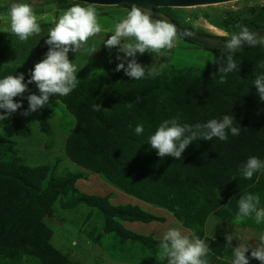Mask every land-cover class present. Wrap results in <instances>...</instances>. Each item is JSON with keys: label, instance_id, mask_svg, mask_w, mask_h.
<instances>
[{"label": "rangeland", "instance_id": "374dc122", "mask_svg": "<svg viewBox=\"0 0 264 264\" xmlns=\"http://www.w3.org/2000/svg\"><path fill=\"white\" fill-rule=\"evenodd\" d=\"M12 3L32 5L40 26L45 28V31L43 29L39 35L29 37L33 39L29 45L18 50L6 51L5 61L1 63L0 79L8 75L24 73L25 82H27L30 78V70L34 69L36 63L46 58V53L50 48V45L46 44L49 30L55 26V22L61 14L58 0H0V8L6 9L0 12L2 16L3 14L7 15ZM71 4V6L80 4L85 7L91 5L80 2ZM92 6L96 8L98 16L104 17V20L98 18L101 26L110 25L111 21L113 23L117 21V18L111 17L115 14L114 5ZM257 6H264V1L235 0L186 8H162L161 10L167 12L183 26L193 27L198 23L199 27H193L198 31L230 38L233 33L213 26L210 20H217L231 10H239L241 14H245L248 8ZM7 27H9L7 23L0 21V43L3 41L1 36L8 33L3 31ZM97 36L101 37V35ZM89 40H93V37ZM88 45L89 41L85 48ZM96 48L99 53L87 54V58L80 57L75 52V54H69V59L74 61L79 71L77 73L78 85L68 95L51 96L47 105L28 116L21 113L29 107L27 99L29 93L26 91L22 96H17L23 102L22 107L9 119L0 121V137L11 142V150H8V155L4 160L13 162L15 165L24 164L30 168L47 166L48 171L41 182V189L47 188L50 181L58 183L56 180H61L57 184L61 188L51 203V213L44 216L42 220L51 231L48 242L59 253V260L63 261V264H152L153 260L166 263V261L158 260L159 245L164 233L170 228H179L182 233L191 238L203 239L205 236H209L214 239L218 233H222V230L216 227L215 220L210 218L207 228L213 232H206V217L213 213L219 223L227 222L226 210L230 206L228 201L232 203V195L224 197L221 194L213 193L212 197L221 199V203L213 208L210 206L214 199H211L209 195H204L205 193L201 194L204 196H198L199 203L205 204L210 209L207 215H204L205 211H202V215L205 217L203 224L202 221L184 222L170 208L145 200L144 193L139 195L126 192L96 167L78 164L68 155L67 140L79 126L71 107L76 104L77 111L80 105L87 104L88 106L85 105L83 110L93 109L92 104L96 100L93 96H91L92 102L86 98V88L90 82L92 84V80H98L105 86V92L113 89L121 95L131 88L136 94H144L146 99L142 102L145 101V107H143L146 114L145 119H149L151 106L165 109L175 107L177 102L172 96L175 93L181 95L180 90L184 86L190 87L193 81L202 79L215 56L212 52L192 44L186 47L181 46V49L174 52L172 56L171 51L160 56L147 51L142 55L137 53L138 63L146 67H156L159 74L146 75L140 80H134L128 77L124 70L115 71L119 64L116 58H108L105 56L104 50L100 52V45H96ZM114 49L116 50L115 55L124 56V53H118L117 48ZM81 52L79 53L81 54ZM258 54L260 57H264V46L260 47ZM254 57L255 55L250 51L234 54L239 68L244 64H253ZM161 65H163L162 70H160ZM29 87H31L30 84L28 89ZM34 89L39 95L37 85ZM147 121L150 125V121ZM158 127L159 125L157 129ZM144 128L147 129L145 125ZM88 132H83L82 135L91 136ZM150 166L145 170L149 173L146 174L147 177H150L156 170L155 166ZM135 167L138 168V165L136 164ZM247 193L258 195L260 197L258 207H264V169L259 171L254 182L241 188L233 195L235 199H240ZM127 195L135 198L133 199L136 202L134 205L126 203ZM223 204L227 207H222ZM135 220L143 223L151 222L154 229L145 226L142 227V233L127 229L126 222ZM236 222L242 224L243 227H253L260 234L264 232V222L256 224L254 218L245 217L236 219ZM225 226V233L233 235V231H235L233 227L228 228L229 223H226ZM215 230L218 231L215 232ZM257 240L254 238L253 241L247 243L250 247L246 255L250 257L249 262L252 264H261V261L251 258V250L256 246ZM236 241L232 240L231 245L226 243L224 257L233 259V249L239 244ZM12 261L15 264H42L37 256L22 250L12 258Z\"/></svg>", "mask_w": 264, "mask_h": 264}, {"label": "trees", "instance_id": "16d2710c", "mask_svg": "<svg viewBox=\"0 0 264 264\" xmlns=\"http://www.w3.org/2000/svg\"><path fill=\"white\" fill-rule=\"evenodd\" d=\"M74 2L58 0V8L68 9ZM118 6L131 9L129 5ZM3 10L6 9L0 8V12ZM210 23L230 33H238L237 25H244L258 34L264 32V6L250 7L245 14L231 10ZM185 27L202 35L229 39ZM41 29L45 31L44 26ZM177 36L212 52L215 58L202 79L193 81L190 87L184 86L181 95L175 93L172 96L176 106L169 109L151 106L149 119H145L144 94H136L131 88L121 95L113 89L105 92L102 83L92 80L91 86L85 87V96L90 102L93 96L96 101L92 105L100 104L102 108L100 111H85L83 108L87 104H82L76 111V104L70 106L79 126L67 140L66 148L74 162L96 167L126 192L144 193L145 200L170 208L184 222L202 221L204 224L202 211L207 215L210 209L199 203V197L209 195L214 199L210 207H216L221 199L212 197L213 193L227 197L257 179L259 171L252 179H245L241 173V166L249 157L256 156L264 161V101L260 100L253 84L256 76L264 75V67H261L264 57L258 54L264 44L239 49L236 53L250 51L255 55L253 64H244L237 71L221 74L219 58L220 55L226 56L227 50L207 48ZM1 37L0 66L5 61L6 51L18 50L33 40L21 41L10 32ZM69 54L75 53L70 51ZM76 54L80 56L79 52ZM221 75L225 76L223 83L220 82ZM30 85L27 92L36 94L35 82ZM14 101L20 102L21 99L15 97ZM224 115L234 118V126L240 128L239 135L233 136L229 132L227 141L218 138L194 141L179 160L171 156L159 157L148 142L155 133L153 130H157L164 120L178 118L182 125L195 126L211 119L219 120ZM137 124L147 127L140 136L134 132ZM86 131L91 136L82 135ZM10 145L9 140L0 137V264H15L12 258L21 250L37 256L42 264H63L59 253L48 242L51 231L42 220L51 213V203L61 188L57 185L61 180H56L58 183L50 181L47 188L41 189L48 167L30 168L5 161ZM150 165L156 170L147 177L149 173L145 170Z\"/></svg>", "mask_w": 264, "mask_h": 264}, {"label": "clouds", "instance_id": "9594fccd", "mask_svg": "<svg viewBox=\"0 0 264 264\" xmlns=\"http://www.w3.org/2000/svg\"><path fill=\"white\" fill-rule=\"evenodd\" d=\"M149 9L142 8L133 3L126 16L117 22L110 38L103 43L108 49L117 48L116 59L121 61L115 71L124 70L125 74L134 80H140L147 76L159 74L154 67H146L137 62L136 55L147 52L160 56L170 52L177 42V26L166 18H153ZM42 19V18H40ZM0 21L7 23L9 27L3 31L10 32L19 37L21 41H27L33 35H39L42 31L38 16L32 5L28 3H12L7 15L0 16ZM193 27H199L194 24ZM238 33H233L226 39V56L219 58V73L227 74L239 70V65L234 59V54L245 45L255 47L258 43L264 44L259 35L249 30L247 26L237 25ZM102 32L98 13L94 6L87 7L75 4L65 10L55 22V26L49 30L46 44L50 45L46 58L36 63L30 70V78L25 82L24 73L8 75L0 79V121L9 119L13 113L22 107V101L16 102L14 98L22 96L28 85L35 82L39 95L32 93L27 99L29 107L21 114L31 115L49 103L51 96H66L78 85V68L74 61L69 59V52L78 53L81 50L89 55L98 49L93 45L85 48L92 37ZM131 58V59H128ZM127 61V66H125ZM264 67V63L261 64ZM163 65L160 66V70ZM220 82H225V76L221 75ZM259 98L264 101V75H258L253 81ZM100 104L93 105L95 111H100ZM131 127V126H130ZM137 136L144 133V126L137 124L134 128ZM229 132L236 136L240 128L234 126V118L224 115L221 119H211L204 124L197 123L195 126L180 124L178 118L164 120L149 137L151 148L157 150L161 158L171 156L179 160L188 146L197 140H213L218 138L227 141ZM264 169V161L256 156H251L241 166V173L245 179H252L254 174ZM235 179V178H233ZM260 197L247 193L238 201L237 219L254 218L256 224L264 222V207H258ZM239 237V236H238ZM234 236H226L227 243L231 245ZM240 241L242 237H239ZM249 245L240 243L233 249L231 264H249ZM160 256L158 260L166 261V264H209L207 259L210 247L205 240L182 233L179 228L167 230L159 245ZM251 258H255L264 264V234L258 237L256 246L251 250Z\"/></svg>", "mask_w": 264, "mask_h": 264}, {"label": "crops", "instance_id": "0c3cea01", "mask_svg": "<svg viewBox=\"0 0 264 264\" xmlns=\"http://www.w3.org/2000/svg\"><path fill=\"white\" fill-rule=\"evenodd\" d=\"M114 7L115 8H114L113 11L115 12V14L111 15V17H114V19L117 18V21H115V23H113L111 21L110 25L107 24L105 26H102V32L100 34H98V35H101V37H98V36L93 37V40H89V45H88V47L93 46V45L96 47V45H100L101 46L100 52L104 50L105 56H108V58L109 57H115L116 58L117 57V55H115L116 50L114 48L111 49V50L108 49L105 46V44L103 43V41L104 40L106 41L108 38H110V36L112 35V32L114 31L115 24L117 22H119L121 20V18L123 19L126 16L127 11H130V9L125 8V7H120V6H117V5L116 6L114 5ZM65 10H67V9H60V14L62 15ZM4 15L5 14H3V16ZM0 16H2L1 13H0ZM98 18L101 19V20L102 19L104 20V17H102V16H98ZM188 45H190L188 42L182 40L181 38H179L177 36L176 46L171 50V56H172V54L174 52L176 53V51H179V49H181V46L186 47ZM81 51H80L81 52L80 57L87 58L86 56H87L88 53H86L83 50H81ZM96 52L99 53V50H97ZM116 61L118 63L121 62V61H119L117 59H116ZM125 65H127V61H125ZM127 197H128V198H126L127 199L126 200L127 204L131 203L132 205H134L136 203L133 200L135 198H133V197H131L129 195H127ZM238 200H239L238 198L235 199V196L232 195V203H231V201H228V203L230 202V204H228L230 206L227 207L226 205H224L226 202L222 205V207H227L228 208V210H226L227 214H226V217H225L227 219V222L219 223V221L215 218L213 213L208 215V217H206V222H205L206 223V225H205L206 232H213V230L209 231L208 228H207L208 224H209V221H210V218L214 219L215 220V226L222 230L221 231L222 233H218L217 237H215L214 239L212 237H209V236H205V238H203V240H205V242L210 247V253H209L208 257H207V259L209 260V264H231V262H232V260L224 257V252H225V249L227 247V245H226V243H227L226 236L229 234V233H225L226 229H224V228H226V226H225L226 223H229V226H227L228 228L233 227V230H235V231H233V236H234L233 240L234 241L237 240L239 242V244L240 243H244V244L247 245V243H249V241H253L254 238L258 239V237L261 235L260 232L256 231L253 227H250V226L243 227L242 224L236 222V219H237L236 218V214L238 212ZM232 221H233V226H232ZM125 225H126L127 229H129V230L133 229L137 233H142V227H145V226L146 227L149 226L150 228L154 229L153 223H151V222H149V223H147V222L145 223L144 222L143 223L141 221H136L135 220V221H127ZM222 226H224V227H222ZM216 231H218V230H215V232ZM263 234H264V232H263ZM238 236L242 237L241 241H240ZM220 240H222V241L221 242H217V241H220ZM152 264H166V263L153 260ZM249 264H252V263L249 262Z\"/></svg>", "mask_w": 264, "mask_h": 264}, {"label": "water", "instance_id": "95a60500", "mask_svg": "<svg viewBox=\"0 0 264 264\" xmlns=\"http://www.w3.org/2000/svg\"><path fill=\"white\" fill-rule=\"evenodd\" d=\"M71 1H76L91 5L118 6L120 4H124V5H129L131 7L133 3H135L137 6L151 10L152 13L154 14L153 18H166L170 22L174 23L177 26V30H178L177 35L189 39L196 44L203 45L207 48L226 50L223 48L224 46H226L225 40L215 36L202 35L196 31L187 29L185 26L178 23L174 18H172L170 15H168L161 9L172 8V7L186 8V7H194V6H203V5L225 3L235 0H71ZM258 35L260 39L264 40V32L258 33Z\"/></svg>", "mask_w": 264, "mask_h": 264}]
</instances>
